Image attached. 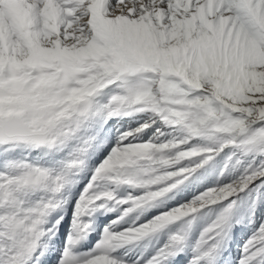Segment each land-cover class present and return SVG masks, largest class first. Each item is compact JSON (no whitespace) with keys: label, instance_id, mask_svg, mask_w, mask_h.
Listing matches in <instances>:
<instances>
[{"label":"snow or ice","instance_id":"6c2138e0","mask_svg":"<svg viewBox=\"0 0 264 264\" xmlns=\"http://www.w3.org/2000/svg\"><path fill=\"white\" fill-rule=\"evenodd\" d=\"M0 264H264V0H0Z\"/></svg>","mask_w":264,"mask_h":264}]
</instances>
